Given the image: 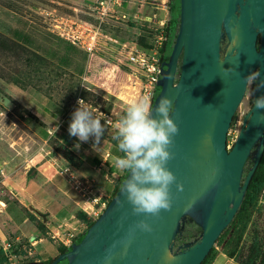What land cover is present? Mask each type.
Instances as JSON below:
<instances>
[{
    "label": "water",
    "instance_id": "water-1",
    "mask_svg": "<svg viewBox=\"0 0 264 264\" xmlns=\"http://www.w3.org/2000/svg\"><path fill=\"white\" fill-rule=\"evenodd\" d=\"M178 12L134 165L81 242L51 264H201L237 213L264 150V0H179ZM253 74L252 108L227 149ZM186 217L200 238L175 248Z\"/></svg>",
    "mask_w": 264,
    "mask_h": 264
},
{
    "label": "rangeland",
    "instance_id": "rangeland-1",
    "mask_svg": "<svg viewBox=\"0 0 264 264\" xmlns=\"http://www.w3.org/2000/svg\"><path fill=\"white\" fill-rule=\"evenodd\" d=\"M21 1L26 2L29 7L33 6L32 9L37 12L45 7L53 6L50 0ZM144 3V7L138 9L140 12L143 8H148V2L144 1ZM2 4L6 5V3L3 2ZM173 6L176 12H178L179 0H175ZM60 9L61 11H69L66 7H61ZM18 10L22 15H26L30 21L27 29L31 31L33 38L47 42L49 46V55L43 57L37 55L25 46L0 35V87H5L7 84H15L19 89L28 87L35 90L39 89L51 99L55 100L65 112L71 111L76 116L94 124L96 123L92 117L93 111H102L115 118H119L122 123L131 124L132 126H136V120L138 118L144 114H149V107L144 108L143 104L140 103L138 94L132 88V85H134L132 77L130 76L129 78V76H126L129 70L124 65L122 61L123 58H119L122 63L118 61V53L96 52L101 60L96 59V61L92 62L88 80L84 81L82 76L77 74V70L79 67L86 68L88 65V54L71 46L68 42H65L58 36L56 37V35L54 37L48 17H44V19L34 12L24 14L25 10ZM57 12L59 11L57 10ZM146 15H148V13H145L143 16ZM164 17L165 16L162 18ZM172 17L178 20L179 13L173 12L172 15L169 11L165 18L169 21ZM110 24H114L111 25V27L115 26L117 29L110 28L106 30L109 33L119 36V38L126 39L125 41L132 43L131 46L141 45L148 41L146 38H138L134 30L126 28L123 24H118L116 22H110ZM145 25L149 26L147 28H151L149 23H145ZM18 27L20 29L25 27L24 29H26L23 22L19 24ZM175 27V32L177 33L178 25ZM172 44L169 48V54L173 47ZM227 48L228 42L224 39L221 47L222 55ZM75 68H77V70H75ZM178 73L179 72H176L175 81L178 78ZM85 82H89V85ZM255 82L256 75L253 74L248 81L244 98L235 114L236 122L232 126L231 137L229 142H227L229 149L233 146V138L239 134L242 128L244 117L252 108ZM94 83L100 86L98 88H103L104 91L92 85ZM1 89L3 88H0V90ZM79 98L87 104L88 108H90L89 111L75 106V102ZM8 104L9 103L5 104V99H0V109L2 111V113L0 112V181L7 172L22 168L26 166V164H34L32 159L38 156V154L42 155V160L44 159L47 161H50V158H53L54 162L62 158L71 159L65 147L54 140L49 141L50 147L48 146L49 148H45V151H42V148H40L35 140L28 138L26 134L27 129L23 125L24 122H19V120L13 116L18 115L22 117V114L25 113L21 111L23 109L17 108L11 113L9 112ZM16 110L17 113H15ZM15 121L19 123L17 126L13 125ZM97 126L98 131L101 132L102 135L108 133L107 137L112 141L113 145L116 146V149H118L117 146H120L126 152L124 155H119L118 165H115L117 169L115 178H117V180H115L114 185H118L128 168L130 166L132 168L134 165V162H130L127 165L128 167L125 166L127 162L126 159L131 158L134 160L136 153L135 146L118 132L108 130L107 126L102 122H98ZM40 150L42 152H40ZM57 152L59 155H57ZM46 153L49 154L46 155ZM51 162H53V160H51ZM1 201L4 207L6 204L14 201L12 194L6 189V185L4 186L3 184H0V203ZM80 205L81 198L78 206ZM2 208L3 207H0L1 211ZM181 232V237L187 242H190L196 239L200 230L195 224L189 225V220L187 218L183 223ZM183 238H178V240L181 239L180 245L183 244ZM81 240L82 238L76 242V245H78ZM26 246L27 244L25 246L15 245L13 249L11 246V255H14L16 259L9 260L8 258L4 264H35L36 256H30L29 249ZM60 249L61 246L58 245L56 250L59 251ZM217 249H219L220 252L224 250L227 255L233 256L240 264H264V186L257 195L256 201L245 207V210L240 213L234 224H232L216 243L214 250ZM37 250H39V247ZM220 252H218L217 258H215L216 260L219 258ZM58 254L59 252H54L51 254L53 257L50 256V258H54ZM19 256H21V258ZM207 262L205 264H213V262ZM59 264L63 263L59 262Z\"/></svg>",
    "mask_w": 264,
    "mask_h": 264
},
{
    "label": "crops",
    "instance_id": "crops-1",
    "mask_svg": "<svg viewBox=\"0 0 264 264\" xmlns=\"http://www.w3.org/2000/svg\"><path fill=\"white\" fill-rule=\"evenodd\" d=\"M50 2L53 6L37 12L32 9L33 6L29 7L21 0H0V35L43 57L49 55L47 42L33 38L31 31L27 29L30 21L18 9L25 10L24 14L34 12L42 18H46L48 13L63 12L62 14L77 15L92 21L88 16L92 0H50ZM61 7H66L69 11H61ZM22 22L26 29L18 27ZM111 25L114 24L105 25V29H117ZM53 35L55 37V34ZM88 57L86 68L79 67L78 70L75 68L84 81L88 80L92 62L96 59L101 60L97 53L88 54ZM85 83L89 85V82ZM92 85L96 88L100 87L95 83ZM0 88H3L2 91L0 90V99H5V104L9 103V112L13 113L17 108L23 109L21 111L25 113L22 117L13 116L19 122H24L28 138L35 140L42 151L50 147L49 141L54 140L65 147L71 159H62L72 166L80 177L94 179L107 190L116 185H114L117 180L115 165H118L121 152L109 140L108 133L102 135L98 131L97 124L100 122L98 119L92 116L96 124L89 123L71 111L65 112L55 100L39 89L30 87L19 89L15 84H7ZM98 89L104 91L103 88ZM0 112L2 113L1 109ZM18 124L16 121L13 122L15 126ZM107 129L112 130L108 127ZM41 157L42 155L38 154L32 159L34 164H26L22 168L7 172L0 181L1 185H6L14 200L5 207L2 206V211L0 209V250L8 242L12 249L15 245L27 244L29 255L36 256L35 264H43L51 260L53 257L51 254L59 252L56 250L58 243L51 239L50 233H59V235L65 233L67 228L76 226L77 218L82 216L78 206L79 196L70 189L65 178L56 172L53 162L42 160ZM218 252L219 249L214 250L208 262L240 264L224 250L216 260Z\"/></svg>",
    "mask_w": 264,
    "mask_h": 264
},
{
    "label": "built area",
    "instance_id": "built-area-1",
    "mask_svg": "<svg viewBox=\"0 0 264 264\" xmlns=\"http://www.w3.org/2000/svg\"><path fill=\"white\" fill-rule=\"evenodd\" d=\"M144 1L148 2V8L145 7L140 12L138 9L144 7ZM169 11L170 0H92L88 13L92 21L71 14L49 13L47 17L52 33L82 52L89 55L96 52L118 53V61L121 62L119 58H123L122 61L129 70H127L126 76L132 77L134 83L132 88L138 94L140 103L144 108H147L150 106L162 75L161 55L165 41L164 30L168 22L165 17ZM145 13L148 15L143 16ZM163 16L165 17L162 18ZM110 22L123 24L126 28L134 30L138 38L148 40L145 43L146 46H131L132 43L109 33L105 29V25ZM145 23H149L151 28H147L149 26H146ZM75 106L85 111L90 109L80 98L75 102ZM146 115L138 118L136 126H132L122 123L119 118L102 111H93L92 113L94 118L108 128L120 133L137 145L140 144L143 136ZM232 126L229 127L226 134L227 149H229L227 142L231 137ZM237 136L233 138V144ZM48 154L46 153V155ZM49 160H53L56 172L65 178L70 189L81 198L79 210L83 217L77 218L76 226L67 228V231L61 235L50 233L51 239L57 240L59 246L69 247L77 238L84 235L90 225L102 215L113 198L115 186L107 190L94 179L80 177L64 159L57 162H54L53 158ZM126 161L125 166L128 167L131 158ZM2 249L7 252L9 260L16 259L14 255H11L9 242L5 243ZM172 255L173 252L169 254V256Z\"/></svg>",
    "mask_w": 264,
    "mask_h": 264
},
{
    "label": "trees",
    "instance_id": "trees-1",
    "mask_svg": "<svg viewBox=\"0 0 264 264\" xmlns=\"http://www.w3.org/2000/svg\"><path fill=\"white\" fill-rule=\"evenodd\" d=\"M174 2H175V0H170V12H171L172 15H173V12L176 11L175 7L173 6L174 5ZM178 20H176V18L172 17L167 22V24L165 26V30H164L165 41H164L163 48H162L161 62L163 61V59H165L167 57V55L169 53V48H170L171 44L174 42V40H175V37H176V34H177L175 32V30H176L175 29L176 28L175 26L178 25ZM141 45L146 46L145 43H142ZM158 89H159V87L157 88V90ZM152 103L153 102L151 100V103H150V106H149V110H150V108L152 106ZM252 104H253V102H252ZM235 122H236V115L233 117L230 126H232ZM128 141L135 146V150H136L134 160L131 159V162L133 163L135 161V159H136L137 154L139 153V145L134 144L130 140H128ZM117 147H118L119 151L121 152V155L126 154L125 150L122 147H120V146H117ZM256 149H257V145L253 148V150L251 151V154H250L249 158L246 161V164H245V167H244L243 176H242V183L244 182L248 171L250 170V168L253 165ZM130 169H131V166L125 172L124 176L119 181L118 185L115 186L114 191H113V197H115V195L117 194V192H118V190H119V188H120V186L122 184V181L124 180L125 176L127 175V173L129 172ZM263 186H264V150H263V154L261 156V159L259 161V164H258L255 172L253 173V175H252V177H251V179L249 181L248 187L246 189V192L244 194L242 203H241V205H240L237 213L235 214V216L232 219L231 223L219 235V237L217 238V240L215 242V245L220 240V238L223 236V234L232 226V224H234L235 220L240 215V213L245 210V207L253 204L256 201L257 195L259 194V192L261 191V189L263 188ZM82 217H83V214L79 218H82ZM183 220L184 219H182V222H183ZM182 226H183V224H181L180 230L182 229ZM181 234L182 233H179V235L177 237V241H176L177 244L175 245V248L178 245H180V240L183 238V237H181ZM200 234H201V232L199 234H197V237H196L195 240L190 241V242L189 241L187 242L183 238V240H182L183 241V245H185L186 247L192 245L195 241H197L200 238ZM82 237H83V235L80 236L79 238H77L74 241L73 245H76V242L78 240H80ZM178 238H181V239L178 240ZM72 246H69V247H61V249L59 250V255L62 254L63 252H65V251H67V249H71ZM176 252H178V251L177 250H174L173 251V254L176 253ZM213 252H214V247L210 250L209 254L206 256V258L204 259V261L201 264H205L208 261V259L210 258V256L212 255ZM229 256L231 258L233 257L231 255H229ZM57 257L58 256H56L55 258H53V259H51V260H49V261H47V262H45L43 264H51ZM7 259H8L7 252L4 251L3 249H1L0 250V264H4L7 261Z\"/></svg>",
    "mask_w": 264,
    "mask_h": 264
},
{
    "label": "flooded vegetation",
    "instance_id": "flooded-vegetation-1",
    "mask_svg": "<svg viewBox=\"0 0 264 264\" xmlns=\"http://www.w3.org/2000/svg\"><path fill=\"white\" fill-rule=\"evenodd\" d=\"M178 7H179V6H178ZM174 13H179V12L174 11ZM223 40H224V39H223ZM223 40L221 41V47H222V45H223ZM258 44H259V41H257V46H258ZM169 55H170V54L168 53L167 57H166L165 59H163L162 62H164V61H168V60H169V57H168ZM180 61H181V58H179V61H178L177 72H179V69H180ZM178 75H179V73H178ZM162 78H163V76L161 75L160 81L162 80ZM176 81H177V80H176ZM176 81H175V82H176ZM186 219H187V217L184 218L183 222L181 221V224H183V223L185 222ZM188 220H189V225H190V224H194L193 221H192L190 218H188ZM180 233H182L181 230H180ZM72 245H73V244H72ZM72 245H71V246H72ZM76 246H77V245H73V246L71 247L70 250H67V251L63 252L62 254L71 251V250H72L74 247H76ZM57 256H59V254H58ZM60 262H62L63 264H67V259H64V260H62V261H60ZM57 264H59V263H57Z\"/></svg>",
    "mask_w": 264,
    "mask_h": 264
},
{
    "label": "bare ground",
    "instance_id": "bare-ground-1",
    "mask_svg": "<svg viewBox=\"0 0 264 264\" xmlns=\"http://www.w3.org/2000/svg\"><path fill=\"white\" fill-rule=\"evenodd\" d=\"M0 206H4L3 202L0 203Z\"/></svg>",
    "mask_w": 264,
    "mask_h": 264
}]
</instances>
